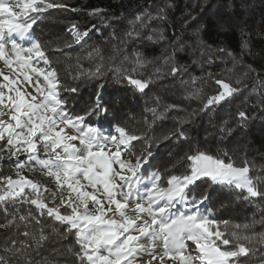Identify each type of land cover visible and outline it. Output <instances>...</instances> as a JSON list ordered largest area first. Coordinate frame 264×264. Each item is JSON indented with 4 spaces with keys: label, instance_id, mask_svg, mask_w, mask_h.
<instances>
[{
    "label": "snow or ice",
    "instance_id": "snow-or-ice-1",
    "mask_svg": "<svg viewBox=\"0 0 264 264\" xmlns=\"http://www.w3.org/2000/svg\"><path fill=\"white\" fill-rule=\"evenodd\" d=\"M56 8L66 9L67 5L53 0H0V61L15 74V78H10L0 69V160L5 153L8 158H17V178L0 175V206L5 214L9 208L18 212V206H31L27 212L13 216L8 224L19 219L27 227L40 224L38 217H49L67 226V231L76 238L75 256L79 264H136L138 256L151 257L143 264L152 261L164 264L165 259L178 264H243L257 252L264 255V233L251 231L248 223L235 224L229 230L227 221L221 230L220 222L208 214L210 210L200 211L208 196L205 194L197 200L190 190L197 181L207 180L241 190L246 193V200H264V184L254 183L249 175L252 165L247 160L236 166L231 160L225 162L220 156L193 150L185 157L184 174L170 173L163 177L152 171L146 175L142 169L151 153L145 151L136 156L133 144L145 138L130 133L118 123H113V131L106 133L104 121L111 123L115 117L99 95L82 114L68 112V102L62 93H74L77 89L63 86L48 50L33 35V26L49 9ZM102 12L94 9L89 15ZM90 31L72 25L73 43L64 47L82 46ZM128 36L133 38L134 33L129 32ZM135 37L139 38L140 33L136 32ZM146 38L153 39L152 35ZM159 39H164L163 34ZM23 41L28 42L27 46ZM63 50L59 46L52 49L60 54ZM86 55L89 59L103 60L99 49ZM133 63L142 67L143 58L137 54ZM106 70L120 74L140 92L149 87L146 79L133 77L135 68L130 71L123 64L105 69L99 63L95 70H87L85 78L99 79ZM180 71L178 67L171 68L173 75ZM214 83L220 90L206 100L205 110L241 91L225 79H215ZM235 83L239 84L240 80ZM25 84L33 91L22 90ZM237 119L243 125L249 116L239 111ZM69 128L75 134L68 133ZM172 135L189 139L187 129H178ZM19 155H24L25 160L20 161ZM134 156L135 162L131 159ZM25 169L39 171L54 182L53 187H48L44 180L23 175ZM162 179L164 185L160 183ZM189 204L191 211H181L178 207ZM20 234L25 239L19 242L13 239L5 249L13 259L0 257V264H21L28 259L32 242L39 247L47 239L43 228L39 234L29 231ZM144 241H151L152 248L159 241L162 255H154ZM189 242L194 245L192 252L188 251Z\"/></svg>",
    "mask_w": 264,
    "mask_h": 264
},
{
    "label": "trees",
    "instance_id": "trees-1",
    "mask_svg": "<svg viewBox=\"0 0 264 264\" xmlns=\"http://www.w3.org/2000/svg\"><path fill=\"white\" fill-rule=\"evenodd\" d=\"M53 2L67 8L49 9L33 26V35L48 50L63 86L77 89L62 93L71 115L82 114L99 95L115 117L111 123L104 121V129L112 132L113 123L123 124L130 133L145 138L133 144L136 156L151 153L143 169L146 175L152 171L163 177L170 173L182 175L187 171L186 155L201 150L225 162L231 160L236 166L247 160L252 165L249 175L254 183L264 184V0ZM94 9L103 12L90 16ZM72 25L91 31L82 46L67 48L65 44L73 43ZM129 32L134 33L133 38ZM148 35L153 39L148 40ZM57 46L64 49L63 54L52 51ZM93 49L100 50L102 61L87 57ZM137 54L143 58L142 67L133 63ZM99 63L105 69L120 64L130 71L135 68L133 77L146 79L149 87L140 92L120 74L107 70L99 79L85 78L87 70H95ZM174 66L181 69L175 75L171 73ZM215 79H225L241 91L205 110L206 100L220 90ZM237 79L239 84L235 83ZM239 111L249 116L243 125L238 123ZM178 129H187V141L172 135ZM149 144L151 147H147ZM12 171L9 160L0 167V175H11ZM160 183L164 185V180ZM190 190L197 200L208 196L200 206L203 212L210 210L208 214L220 222L221 230L227 221L229 230L235 224L248 223L251 231L264 233V200H246L241 190L207 180L197 181ZM30 207L18 206V212L9 208L5 214L0 206V257L13 259L5 249L11 240L25 239L21 232L39 234L43 228L47 239L39 247L32 242L28 259L21 264H79L76 238L67 226L49 217H38L40 224L27 227L19 219L8 224L13 216L18 217ZM243 264H264V255L257 252Z\"/></svg>",
    "mask_w": 264,
    "mask_h": 264
},
{
    "label": "rangeland",
    "instance_id": "rangeland-1",
    "mask_svg": "<svg viewBox=\"0 0 264 264\" xmlns=\"http://www.w3.org/2000/svg\"><path fill=\"white\" fill-rule=\"evenodd\" d=\"M22 43H24L25 46H27L28 42L27 41H23ZM0 69H2L6 74H8L10 76V78H15V74L10 69L5 67V65L3 64V61H0ZM0 79H2V78H0ZM33 79H35V77H33ZM41 83L42 84L44 83L42 78H41ZM16 86L19 87L20 85L18 84ZM24 89H27L28 92H32L33 91V89L31 87L27 86V84L23 85L22 90H24ZM33 94H35V93H33ZM104 130H105L106 133L110 132L108 129H104ZM66 131L68 133H70V134H75L74 130L71 129V128L67 129ZM76 143H78V142H76ZM113 150H115V149H113ZM18 158H19L20 161H24L25 160V156L24 155H19ZM16 159H17L16 157L8 158V154L5 153L4 154V159L0 160V167L7 160H9V161H11L13 163V171H12V174H11V176H13V179L17 178V176L15 175ZM131 159L133 160V162H135V156L131 157ZM142 171H143V169H142ZM22 174L28 176L29 178L44 180L47 183L48 187H53L54 182L51 181L50 179L46 178V177L41 176L39 171H28L27 169H25V171ZM26 191H27V189H26ZM45 195H47V193H45ZM178 207H180L181 211H185V212L192 210L190 204L187 205V206L180 205ZM200 211L203 212L201 206H200ZM0 228H1V226H0ZM144 243H145L146 246H148L150 248V250L152 251V253L154 255H158V256L162 255L161 243L159 241L155 242V247L154 248L151 247V245H152L151 241H144ZM193 250H194V245H192L191 242H189L188 251L192 252ZM150 258H151L150 256H138L137 260H136V264H143V262L146 259H150ZM152 264H159V262L158 261H152ZM164 264H178V262H174V261L165 259Z\"/></svg>",
    "mask_w": 264,
    "mask_h": 264
}]
</instances>
